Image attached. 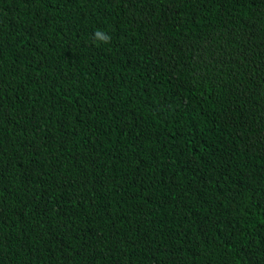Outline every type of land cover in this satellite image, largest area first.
Wrapping results in <instances>:
<instances>
[{"label": "trees", "instance_id": "16d2710c", "mask_svg": "<svg viewBox=\"0 0 264 264\" xmlns=\"http://www.w3.org/2000/svg\"><path fill=\"white\" fill-rule=\"evenodd\" d=\"M0 264H264V0H0Z\"/></svg>", "mask_w": 264, "mask_h": 264}, {"label": "clouds", "instance_id": "9594fccd", "mask_svg": "<svg viewBox=\"0 0 264 264\" xmlns=\"http://www.w3.org/2000/svg\"><path fill=\"white\" fill-rule=\"evenodd\" d=\"M94 39L98 42L108 45L111 43L112 37L107 32L97 29L94 32Z\"/></svg>", "mask_w": 264, "mask_h": 264}]
</instances>
